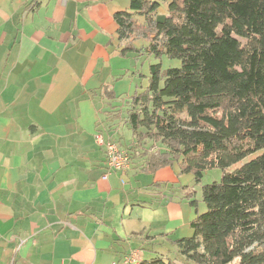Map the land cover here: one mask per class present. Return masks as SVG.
Listing matches in <instances>:
<instances>
[{
    "label": "crops",
    "instance_id": "0c3cea01",
    "mask_svg": "<svg viewBox=\"0 0 264 264\" xmlns=\"http://www.w3.org/2000/svg\"><path fill=\"white\" fill-rule=\"evenodd\" d=\"M130 8L0 0V264L174 258V241L193 234L194 175L144 159L113 170L98 139L132 142L116 113L149 83L142 56L122 53L114 15Z\"/></svg>",
    "mask_w": 264,
    "mask_h": 264
},
{
    "label": "trees",
    "instance_id": "16d2710c",
    "mask_svg": "<svg viewBox=\"0 0 264 264\" xmlns=\"http://www.w3.org/2000/svg\"><path fill=\"white\" fill-rule=\"evenodd\" d=\"M114 18L122 53L182 62L149 64V83L117 111L131 163L179 164L199 182L259 152L203 186L204 211L191 192L193 234L174 241L178 256L135 264H264V0H131ZM135 33L155 35L137 47Z\"/></svg>",
    "mask_w": 264,
    "mask_h": 264
},
{
    "label": "rangeland",
    "instance_id": "374dc122",
    "mask_svg": "<svg viewBox=\"0 0 264 264\" xmlns=\"http://www.w3.org/2000/svg\"><path fill=\"white\" fill-rule=\"evenodd\" d=\"M135 36H137L138 38L143 39V41L146 43H148L153 37H154V33H150L148 35H146V37H142V35H140L139 33H135ZM142 61L143 63H145L142 72L144 74H146V69L149 67V64H153V63H158L161 62L162 63V68L164 70L170 68V67H179L181 66L182 62L179 58H171L167 55H163L162 57H155V56H148V55H142ZM141 66H139L138 69H140ZM146 79V77H144ZM258 153L250 155L248 157H246L245 159L238 161L235 164H232L231 166L227 167V168H210L204 171L203 177L201 178V180L199 182L196 181V179L194 178V184H195V190L197 191L196 193V198H199V196L202 194V189L203 186L205 184H209L212 183L214 181H219L223 174L227 171H233L236 168L240 167L241 165H243L245 162L249 161L250 159H252L253 157H255L256 155H258ZM238 259H236L235 261H237ZM234 264V262L232 263Z\"/></svg>",
    "mask_w": 264,
    "mask_h": 264
},
{
    "label": "built area",
    "instance_id": "2783aa9c",
    "mask_svg": "<svg viewBox=\"0 0 264 264\" xmlns=\"http://www.w3.org/2000/svg\"><path fill=\"white\" fill-rule=\"evenodd\" d=\"M66 3V0H61ZM98 139L102 144L106 145V154L108 158L109 167L116 171H125L131 165V159L128 153L120 146V144L111 139L104 140L102 135H98ZM124 264H135L140 261V255L137 251L132 252L127 257Z\"/></svg>",
    "mask_w": 264,
    "mask_h": 264
},
{
    "label": "bare ground",
    "instance_id": "6f19581e",
    "mask_svg": "<svg viewBox=\"0 0 264 264\" xmlns=\"http://www.w3.org/2000/svg\"><path fill=\"white\" fill-rule=\"evenodd\" d=\"M126 260H127V258H125V259H124V262H123V264L126 262Z\"/></svg>",
    "mask_w": 264,
    "mask_h": 264
}]
</instances>
